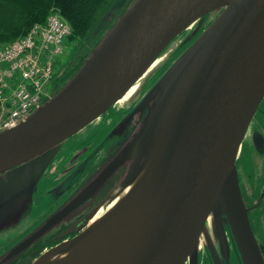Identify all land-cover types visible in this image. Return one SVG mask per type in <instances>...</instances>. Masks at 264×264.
I'll return each mask as SVG.
<instances>
[{
    "label": "water",
    "instance_id": "water-1",
    "mask_svg": "<svg viewBox=\"0 0 264 264\" xmlns=\"http://www.w3.org/2000/svg\"><path fill=\"white\" fill-rule=\"evenodd\" d=\"M125 2L115 0L107 15ZM205 23L106 136L137 115L120 150L12 255L127 165L107 210L28 264H199L203 247L221 264L215 243L226 264L230 247L238 264H264L236 169L264 97V0L129 2L67 83L0 132V230L29 209L63 142L121 100L180 34L190 30L182 47Z\"/></svg>",
    "mask_w": 264,
    "mask_h": 264
},
{
    "label": "flooded vegetation",
    "instance_id": "flooded-vegetation-1",
    "mask_svg": "<svg viewBox=\"0 0 264 264\" xmlns=\"http://www.w3.org/2000/svg\"><path fill=\"white\" fill-rule=\"evenodd\" d=\"M201 30L202 28L199 31ZM189 32L190 30L185 36ZM197 36H194V38L187 43L188 46ZM149 80L150 78L138 86L135 85L136 88L129 98L131 106L127 114L141 96L150 88L152 83L155 82V80H153L152 83L148 84ZM66 81L63 82L60 74L57 73L56 81L48 88L46 95L41 98L40 103L43 104L58 92ZM125 116L126 114L119 117L108 129L102 131L99 136L92 141L93 146L91 148L90 145L84 143L85 140L71 143L70 146L65 148L61 147L53 162L43 175L45 176L43 179L45 182L44 184L47 185L44 192H47H45L41 201L48 204L49 209L45 212L39 223L35 225L34 229H31V231H24L23 234L17 236L12 243L0 249V264H28L50 247L77 235L86 227V222L91 215H96L98 212H100L101 215L107 210L110 204V197L119 188V184L126 173L127 165L119 167L92 195L89 196V198L71 211L64 213L61 218L39 238L15 254L12 255L11 253V249L15 245L28 237L30 233L35 231L50 215L61 210L76 197L120 150L122 146L121 142L123 138L132 131L137 120V115L131 119L128 126L120 135L108 137L106 140L105 138L112 128H114ZM236 169L240 191L248 211L249 223L264 259V97L259 103L239 146L236 157ZM53 181H55V183L51 184ZM40 194L41 192L39 195ZM215 248L221 264H226L217 243H215ZM201 251L205 252V259H203L201 263L199 260V264H213L210 256H208L209 254L206 247H203ZM237 259V255L233 253L230 247L229 264H238Z\"/></svg>",
    "mask_w": 264,
    "mask_h": 264
},
{
    "label": "built area",
    "instance_id": "built-area-1",
    "mask_svg": "<svg viewBox=\"0 0 264 264\" xmlns=\"http://www.w3.org/2000/svg\"><path fill=\"white\" fill-rule=\"evenodd\" d=\"M70 32L69 23L53 11L44 25L34 24L25 35L0 47V131L24 121L40 105Z\"/></svg>",
    "mask_w": 264,
    "mask_h": 264
},
{
    "label": "trees",
    "instance_id": "trees-1",
    "mask_svg": "<svg viewBox=\"0 0 264 264\" xmlns=\"http://www.w3.org/2000/svg\"><path fill=\"white\" fill-rule=\"evenodd\" d=\"M114 1L0 0V47L7 46L25 35L32 25H44L51 12H58L71 27L66 39L72 43V47L68 62L54 73L53 81H56L59 73L65 82L77 72L84 58L114 23L112 12L107 15ZM127 5L128 2L113 13L122 14Z\"/></svg>",
    "mask_w": 264,
    "mask_h": 264
},
{
    "label": "rangeland",
    "instance_id": "rangeland-1",
    "mask_svg": "<svg viewBox=\"0 0 264 264\" xmlns=\"http://www.w3.org/2000/svg\"><path fill=\"white\" fill-rule=\"evenodd\" d=\"M130 0H126L125 3ZM119 10V9H117ZM115 11V10H113ZM111 13V17L116 18L117 14ZM207 26V23L203 25L202 30ZM201 30V31H202ZM199 31V33L201 32ZM198 33V34H199ZM197 34V35H198ZM195 35V36H197ZM185 34H180L169 46L168 48L159 56L154 65L148 70V72L139 80L137 85H140L144 81H148V84L152 83L157 77H160L161 74L172 64V62L186 49L188 44L184 46H180L181 42L184 40ZM72 43H70L67 39H64V51L58 56V60L61 64H65L68 62L71 54ZM158 79V78H157ZM156 81V80H155ZM67 82V81H66ZM154 83V82H153ZM152 83V84H153ZM66 84V83H65ZM63 84V86L65 85ZM147 84V85H148ZM62 86V87H63ZM151 87V86H150ZM131 106V102L129 99L124 102L118 101L114 105H112L105 113L99 116L96 120L88 124L78 133L73 135L72 137L65 140L62 144V148L70 146L71 143H77V141H84V143L90 145V148L93 146V142L99 134L108 129L116 119L127 114L129 108ZM45 176H42V179L38 183L37 190L35 191L32 202L30 204L29 209L23 214L20 218L19 222L16 225H13L8 228H4L0 230V249L5 245L12 243L17 236H21L24 231H28L34 229L35 225L39 223L41 218L44 216L45 212L49 209V205L45 202L41 201L42 197L45 195L44 189L47 185H45L43 179ZM53 181L51 184H54ZM44 184V185H43ZM41 186V187H40ZM41 194L39 195V193ZM205 259V252L201 251L199 255L200 263ZM206 264V263H205Z\"/></svg>",
    "mask_w": 264,
    "mask_h": 264
},
{
    "label": "bare ground",
    "instance_id": "bare-ground-1",
    "mask_svg": "<svg viewBox=\"0 0 264 264\" xmlns=\"http://www.w3.org/2000/svg\"><path fill=\"white\" fill-rule=\"evenodd\" d=\"M136 86H133L132 88H130L126 94L124 95V97L119 100L120 102H124V101H127L129 98H130V95L133 93V91L135 90ZM0 110H1V113H0V118H2V115H3V110H2V107L0 105ZM112 205V204H111ZM100 216V212H98L94 218L92 220L89 221V223H91L92 221H94L95 219H97L98 217Z\"/></svg>",
    "mask_w": 264,
    "mask_h": 264
}]
</instances>
